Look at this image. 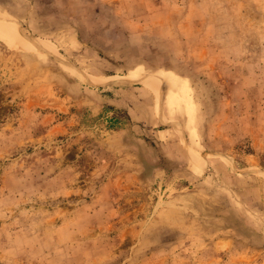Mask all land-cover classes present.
<instances>
[{"label":"rangeland","instance_id":"obj_1","mask_svg":"<svg viewBox=\"0 0 264 264\" xmlns=\"http://www.w3.org/2000/svg\"><path fill=\"white\" fill-rule=\"evenodd\" d=\"M0 264H264V0H0Z\"/></svg>","mask_w":264,"mask_h":264},{"label":"crops","instance_id":"obj_2","mask_svg":"<svg viewBox=\"0 0 264 264\" xmlns=\"http://www.w3.org/2000/svg\"><path fill=\"white\" fill-rule=\"evenodd\" d=\"M108 77H113V76H108Z\"/></svg>","mask_w":264,"mask_h":264},{"label":"bare ground","instance_id":"obj_3","mask_svg":"<svg viewBox=\"0 0 264 264\" xmlns=\"http://www.w3.org/2000/svg\"><path fill=\"white\" fill-rule=\"evenodd\" d=\"M37 49V48H36Z\"/></svg>","mask_w":264,"mask_h":264}]
</instances>
